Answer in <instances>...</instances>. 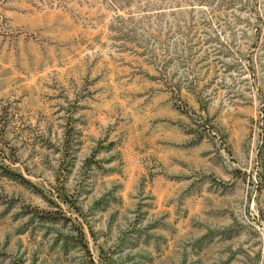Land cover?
I'll use <instances>...</instances> for the list:
<instances>
[{
	"label": "rangeland",
	"instance_id": "374dc122",
	"mask_svg": "<svg viewBox=\"0 0 264 264\" xmlns=\"http://www.w3.org/2000/svg\"><path fill=\"white\" fill-rule=\"evenodd\" d=\"M0 264H264V0H0Z\"/></svg>",
	"mask_w": 264,
	"mask_h": 264
}]
</instances>
